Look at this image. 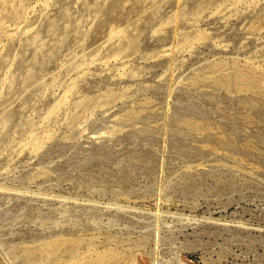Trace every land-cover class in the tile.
<instances>
[{
    "label": "rangeland",
    "instance_id": "obj_1",
    "mask_svg": "<svg viewBox=\"0 0 264 264\" xmlns=\"http://www.w3.org/2000/svg\"><path fill=\"white\" fill-rule=\"evenodd\" d=\"M0 264H264V0H0Z\"/></svg>",
    "mask_w": 264,
    "mask_h": 264
}]
</instances>
